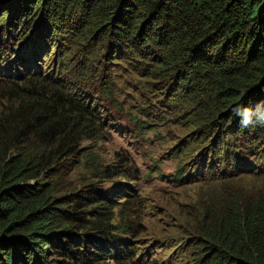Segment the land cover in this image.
Returning a JSON list of instances; mask_svg holds the SVG:
<instances>
[{"label": "trees", "instance_id": "1", "mask_svg": "<svg viewBox=\"0 0 264 264\" xmlns=\"http://www.w3.org/2000/svg\"><path fill=\"white\" fill-rule=\"evenodd\" d=\"M52 36L73 55L75 42H91L110 68L170 90L176 107L191 110L198 166L179 165L174 179L228 180L232 159L264 172V125L241 127L231 110L264 102V0H0V264H141L129 200L113 196L131 189L130 171L99 150L104 130L121 125L80 94L74 60L54 52L56 68L40 66ZM114 91L112 81L102 89L116 104ZM127 113L135 140L148 144L157 115ZM209 153L219 170L206 166ZM243 153L256 160L242 164ZM222 187L198 205L176 264H264V184L250 194Z\"/></svg>", "mask_w": 264, "mask_h": 264}, {"label": "rangeland", "instance_id": "2", "mask_svg": "<svg viewBox=\"0 0 264 264\" xmlns=\"http://www.w3.org/2000/svg\"><path fill=\"white\" fill-rule=\"evenodd\" d=\"M61 38H46L47 52L45 55L42 53L37 62L46 69L50 65L56 68L58 60L51 61L54 52L58 59L74 60L71 64L76 63L75 70L82 75L73 83L79 91L84 90L80 94L96 107L102 120L111 116L121 125V128L111 126L108 131L104 130L108 137L107 140H99V150L105 162L112 163L122 157L123 168L130 171L127 182L131 189L119 186L113 196L117 200H129L126 205L132 212L134 226L128 236L130 245L137 249V263L147 264L156 259L158 264H176L181 246L186 249L184 246L193 241L194 231L189 223L198 219L200 211L197 207L211 190L215 187L223 190L222 186H226L234 193H255L264 184V173L239 172L235 169L236 173L230 174L228 180L214 179L208 182L199 175L197 178L174 180L179 164L184 163L186 169L193 172L197 168L194 162L199 151L198 147L191 149V140L200 134L189 125L187 115L191 110L176 107L169 100L170 90L135 77L127 69L110 68V64H106L110 62V57L107 54L101 58L95 56L91 42H75L78 51L73 55L70 47H63ZM9 40L18 48L20 42ZM110 81L115 88L113 97L116 104L110 100V95L102 93V89L110 91ZM142 105L144 108L139 109ZM127 112L139 115L142 120L152 114L157 115L148 144L140 138L135 140V132L131 129L134 123ZM84 145L89 146L90 143L85 142ZM212 154L206 156V161L213 160L210 159ZM243 154L242 163L245 159L256 160L252 155ZM116 182L110 181L108 187H113ZM121 208V205L114 207L117 218Z\"/></svg>", "mask_w": 264, "mask_h": 264}, {"label": "clouds", "instance_id": "3", "mask_svg": "<svg viewBox=\"0 0 264 264\" xmlns=\"http://www.w3.org/2000/svg\"><path fill=\"white\" fill-rule=\"evenodd\" d=\"M232 112L236 115V116H239V118H240V125H241V127H244V128H247V127H255L257 124H259V125H264V102H262V103H259V104H257L256 105V107L255 108H252V107H246V106H243V105H240V104H237L236 106H234V107H232ZM200 136V135H199ZM193 139H196V138H193ZM192 139V140H193ZM193 144V147L191 148V149H195L196 147H194V143H192ZM199 155V154H198ZM197 155V161H195L194 163L195 164H197V166H198V158L200 157V156H198ZM190 159H192V158H190ZM210 159H211V157H210ZM213 159V158H212ZM212 161V165H213V167H212V172H214L215 170H219L220 168H221V166H219L218 165V163L216 162V159L215 160H211ZM205 164H206V166H207V164L210 162V161H206V159H205ZM246 162H250L251 164H252V161L251 160H247L246 159ZM243 164V163H242ZM179 165H182V164H179ZM235 169L237 170V171H239V172H245V171H243V170H239V169H237L235 166H234V160L232 159V160H230L229 162H228V164L226 165V167H225V170L227 171V176H230V174H232V173H236L235 172ZM188 170V169H187ZM177 172V171H176ZM176 172L174 173V176H175V174H176ZM191 172H193V171H191ZM195 172V171H194ZM258 171H256V172H253V173H257ZM262 173H264L263 171H262ZM185 174V173H184ZM183 174V175H184ZM197 175H199V176H203L201 173H199V174H197ZM197 175H196V177H188V178H197ZM188 178H186V179H188ZM203 179H205V180H209V178H207V177H205V176H203ZM174 180H176V179H174ZM182 180H184V179H182ZM181 180V181H182ZM224 187H226V186H224Z\"/></svg>", "mask_w": 264, "mask_h": 264}, {"label": "bare ground", "instance_id": "4", "mask_svg": "<svg viewBox=\"0 0 264 264\" xmlns=\"http://www.w3.org/2000/svg\"><path fill=\"white\" fill-rule=\"evenodd\" d=\"M247 170H248V171H251L252 169L247 168ZM255 170H257V169H255Z\"/></svg>", "mask_w": 264, "mask_h": 264}]
</instances>
